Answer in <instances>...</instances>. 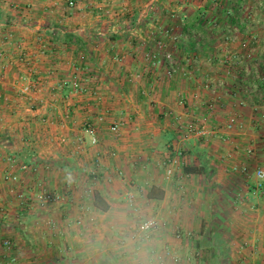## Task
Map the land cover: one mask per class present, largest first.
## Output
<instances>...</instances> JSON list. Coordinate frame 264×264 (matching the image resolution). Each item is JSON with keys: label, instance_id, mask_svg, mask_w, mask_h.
<instances>
[{"label": "crops", "instance_id": "crops-1", "mask_svg": "<svg viewBox=\"0 0 264 264\" xmlns=\"http://www.w3.org/2000/svg\"><path fill=\"white\" fill-rule=\"evenodd\" d=\"M61 2L0 0V90L16 85L19 78L47 83L42 71L50 68V57L36 60L32 55L40 57L41 44L51 33L61 39L60 44L45 45L50 55L80 52L65 45L66 37L86 42L87 53L100 57L99 64L112 79L95 77L85 82L99 87L110 84L119 92L116 99L108 98L106 91L70 99V111L78 121L74 125L92 121L96 126L99 143L94 147L104 158V174L90 180L72 173L55 175L47 177L45 184L37 176L18 174L14 164L8 167L9 173L0 174V264H178L190 261V250L204 244L226 247L230 253L225 256L234 259L252 256L264 262V181L257 177L264 170V94H257L264 86V12L257 15L251 6L254 2L264 7V0H80L69 13H64ZM139 2L150 13L130 17V22L148 25L153 20L167 29L120 32L117 25L124 23L123 12L142 6ZM177 6L183 13H169ZM159 7L164 9L157 15ZM93 8L99 11L92 15ZM97 21L103 25L94 33L91 28ZM50 22L72 24L69 35L57 31L58 26L47 29ZM105 22H111L108 31ZM232 38L241 40V46L230 44ZM211 39L221 42L212 46ZM225 51L231 60H238L236 68H223L221 60L209 58ZM111 55L122 58L110 61ZM207 66L217 69L201 74ZM239 68L244 72L237 74ZM5 98L9 107L0 100L6 106L0 108L6 114L27 115L26 104H16L14 96ZM214 101V111H205L204 103ZM45 104H35L38 113L42 108V116L49 110ZM193 117L207 119V134L183 138ZM232 118L237 125L228 130ZM110 124L118 126V133L111 131ZM8 150L23 164L32 149L14 143ZM111 152L107 158L105 154ZM178 153L180 164L168 177L167 161ZM186 167L198 172L186 173ZM12 174L19 176L18 181ZM42 182L45 189L57 188L58 197L57 204L44 206L43 211L31 207L36 194L45 190ZM152 188L162 196L149 198ZM95 193L103 197L108 210L95 206ZM140 218L156 220L159 232L149 243L128 240L129 247H121L120 235L133 232ZM235 228L246 232V241L258 247V255L237 249L238 239L230 236ZM176 230L199 236L178 240ZM211 230L218 239H206ZM45 233L53 235V242L44 239ZM43 241L57 246L47 253L40 249ZM220 250L213 254L217 261L224 255Z\"/></svg>", "mask_w": 264, "mask_h": 264}, {"label": "rangeland", "instance_id": "rangeland-1", "mask_svg": "<svg viewBox=\"0 0 264 264\" xmlns=\"http://www.w3.org/2000/svg\"><path fill=\"white\" fill-rule=\"evenodd\" d=\"M61 1H62L61 3L64 6V11H66L64 13L72 12L74 9L78 7L80 3V0H74L75 4L74 6L71 7L68 4L67 0H61ZM134 1H137V0H131V2H134ZM139 1L143 2L144 0H139ZM180 1L181 0H177L178 3H181ZM139 3L142 6L136 5L137 8H134V10L123 12L125 16L126 15H130V16H128L129 17L128 20L125 16H123L122 22L124 23H118L117 29L120 32L121 31H133V30H139V29H141L142 31H151L155 29H158V30L167 29L166 24L165 25H162V23L157 24L153 20H151L152 22L148 23V25L144 22H137V24L134 22H130V20L135 19V17L139 16L140 14H143L145 16L150 13L149 9L144 7V3H141V2ZM251 6H253L252 9L257 15H261L264 12V7H261L258 4L254 5V2L253 4H251ZM30 8L32 9V7ZM197 8L198 6H196V9ZM162 9L164 8L159 7V9L155 13H157L158 15L160 11H163ZM175 9H176L175 12L169 11V13L173 15H180L181 13H183V10H181L179 6L175 7ZM249 9L252 10L251 8ZM92 10H93L91 11L92 15L94 13L96 14V12L99 11V9L97 8H93ZM208 10H209V13L211 14L214 13L213 8H210ZM12 11L16 14V9L12 8ZM151 11L153 12L152 15L154 16V10H151ZM7 12L9 11L8 10L2 11V13H7ZM162 13L164 12H161L160 15H162ZM130 17H134V18L131 19ZM101 23L102 22L97 21L94 24H92V27H93L91 28L92 32L98 33L99 32L98 29H100V25H103ZM110 23L111 22H105L104 27L106 28L105 29L106 31L110 29V27L108 26L110 25ZM22 25H24L23 22H22ZM26 26L27 25H25V27ZM55 26L56 27L58 26L57 31H59L61 34L66 33V35H69L68 32L71 29L70 26H72V24L63 22V23H58L57 25H55L53 24V22H50L49 24L47 23L46 28L50 29ZM212 26H214V24ZM212 26L211 27L208 26L207 27L208 30L209 29L213 30L214 27ZM114 27H116V25ZM238 29L239 31H236L237 35L241 33L240 27H238ZM197 30H199V28H197ZM210 33L213 34V31ZM52 34L53 33L50 34L51 35L50 37L46 38L45 45L46 44L53 45V43L60 44L59 41L61 38L52 36ZM15 38H13V40H15ZM93 40H95V38ZM82 41H83L82 39L76 38L75 36L71 38L66 37L64 39L65 45L72 46L78 49L80 52L78 54L61 53L59 55H57V53H54V51L52 55H50V53L47 54L49 50L45 48L46 46L42 42H39V44L41 43L43 44V45L41 44V47L43 48L40 51L41 52L40 57H38L39 54L38 55L35 54L32 56L35 57L36 60L42 57H46V56L50 57V61L52 62L50 64V68H47V70L42 71V72H45L43 76H46L45 81H47V83L42 84L41 83L42 80L40 82H37V81H33V79L31 81H28V80L19 78V79H16V82H17L16 85L5 87L3 88V90L2 89L0 90L2 91L0 92V100H5L7 107H9L10 103H9V99L7 100L5 96L6 97L14 96L15 97L14 100L16 101V104L18 103L19 105V104L24 103V105L26 104V107H28L27 115H17L15 116V118L11 117L9 114H6L7 112L5 113V108H0V161H1L0 174L6 175L7 173H9L8 170L6 171V169H8V167L12 169V167H14L13 166L14 164L15 165L14 168L17 169L18 174L25 175L26 177L27 176L28 177L37 176L41 180H43L45 184H47V181H46L47 177L52 178L55 175L56 176L57 175L68 176L72 173V175L74 176L76 175L80 176V179H83V180H85L86 177L88 180H90L93 177H96L99 179L100 177L103 176L104 170H103V167H101L102 166L101 160L104 158H102V155H99L100 152H97V151L95 152V147H94L98 145L99 143V137L97 135L96 126L94 125L92 121L81 123L79 125L80 127L77 125H74V123H78V121L76 122V119H74L73 117L74 114L71 113L70 111V108H71L70 99H72L71 97L75 95H83V96L89 95V97H91L90 95L95 96V94L100 95L104 91L108 93L109 95L108 98H111V96L115 98L116 97L115 95L119 94V92H118L117 87L110 85V84L109 86L99 87L96 83L93 85L86 83L88 80H90L91 78H95V77L106 79V80L107 78L105 77L107 76L109 79H112V78L109 77L108 72H106V70H104V68L99 64V62H101L98 60L100 59V57L87 53L85 49V45L87 44L84 41L82 43ZM95 41H98V40L96 39ZM218 41L221 42V39ZM218 41L216 39L215 40L211 39L210 43L212 46H214L213 42L216 43ZM18 43L19 42H16L13 44H18ZM36 43L38 44V42ZM229 43L233 44L234 46L237 45L238 43V45L241 46V40L239 39L235 40L232 38L230 39ZM225 44L227 43L225 42L224 45ZM71 55L74 56L73 60H71L70 58ZM211 55H212L211 56L212 58L211 57L209 58L212 60H215V62H219L218 60H221L220 66L222 65L223 68H225L226 66L228 67V65H230L229 69L236 68V65H234V62H238V60H235L233 58L231 60V55L228 54V51H225L224 53L219 52L218 54H211ZM12 56L15 57V54H13ZM237 56H239V54ZM112 58L114 60L119 61L120 58H122V55L121 56L111 55L110 61H112ZM41 60L43 61V63L47 62L46 60H43V59ZM55 64L57 65V67L55 66ZM220 66L218 67L221 68ZM207 69H206L207 71H202V72L200 71V73L201 74L202 73L211 74L212 71L215 72V69H217V67L207 66ZM236 70H237L236 71L237 74L244 72V69L241 70V68L236 69ZM9 73H12V71H9ZM34 75H38V74L34 73ZM62 79H63V82H62ZM257 94L262 97V95L264 94V86H263V92L258 91ZM42 101L46 102L45 108L49 109L48 112H46L44 116H42L43 114H41L42 108L39 109L40 111L39 113L35 109L36 108L35 104L38 102H42ZM5 102H1L0 107H3V106L6 107ZM214 106H216L215 101L212 103L206 102L204 103V106L202 107L205 108V111L212 112L215 109ZM34 111H36L37 114ZM210 115L212 116L213 114L210 113ZM191 119L192 120L188 121L187 123L198 122V119L196 117H193ZM232 119H235V118H232ZM21 123L22 125H19ZM15 125H17V127ZM115 125L116 124L111 126L110 124L109 128ZM236 125H237V121L235 122L234 126ZM234 126L229 128V126L227 125V128H229L228 130H230L234 128ZM76 128H78L77 132L76 130H74ZM90 129H93L95 131V134L97 135V142L95 144L92 141V135L89 133ZM183 134H185V132H183ZM227 137H224L225 139H222L221 137L220 139L225 143L230 142L227 139ZM14 143L18 145H25V147H29L32 149L31 152L28 151L29 157L27 159L29 160H23L24 161L23 164L21 163V160L19 161L18 156L16 157L15 155H13L14 152H11L10 150H8V148L12 146ZM111 154L112 152L107 153L105 155L108 158V157H111ZM13 161H16V162L13 163ZM6 163L12 166L11 167L6 166L5 165ZM166 170H167V167H166ZM17 173H14V174H17ZM14 174H12L11 177L13 178L14 181L15 180L18 181L19 176L14 175ZM40 185L42 186L43 189H45V187H43L44 186L43 182ZM48 187L49 186L46 185V188ZM41 191L42 192H39L36 194V201L34 202L30 201L31 204L33 202V206L31 207H34V209L40 208L38 210H41L44 206L57 204V201H58L57 188L53 190L45 189ZM46 195L51 197L49 201L43 202L41 199H39L40 196H46ZM1 204L4 205L3 202H1ZM2 207L3 206H0V209H3ZM146 220H153L157 223V221L152 218L151 219L140 218L137 221V225H139L141 222L146 221ZM51 221L52 220H50V222ZM45 222L47 223L46 220ZM78 224H80V221L78 222ZM159 227H160V224H157L156 231L152 234V236H150L149 240L144 241L145 244L149 243L153 239L155 234L159 232ZM136 231L137 230L135 228V230L131 232L130 234H128V232H122L123 235L122 236L120 235L121 239L119 241V244L121 245V247H129L127 246L128 240L132 241L135 244L139 243L138 241L133 240V235H135ZM230 231L231 233H233V235H230V236H233V238L238 239V242L240 243V245L237 246V249L239 250L243 249L244 251H247L246 253L248 254L252 252L251 254L255 253L258 255L259 253L258 247H251V243H249V240L246 241L248 237L246 236L245 231L240 230L239 228L238 229L235 228L234 230H230ZM222 233L225 234L227 232H222ZM173 234L178 240H181L184 237H186V239H189V240L191 238L193 240H196V237L199 236V234L196 232L193 234L188 233L187 235H185V232L177 231V230ZM227 234L228 236L226 238H229V233ZM205 237L206 239L207 238H210L213 240L218 239L216 236L213 235V230L207 231V233L205 234ZM47 238L51 239L53 238V235L45 233L44 239L47 240ZM50 241L53 242L52 239ZM7 243H10V242L6 241L5 246L11 248L10 247L11 243L10 245H6ZM56 246H57V243L47 245L45 241L43 246H41L40 249H44L48 253L49 249L53 250L55 249ZM219 250L220 249H218L217 246L214 247L210 244L208 245L204 244L199 249L193 247L192 250H190L189 252V256L191 257L190 261L183 262L181 260L180 262H176V263L178 264H264L262 260L258 258L253 259L252 256L246 257L244 253H242L241 255L246 257V259L244 258L234 259L228 255L225 256L227 253L228 254L230 253V250L229 249L227 250L226 247L221 248L220 252L222 253V255L223 254L224 255L221 260L217 261L216 259L213 258V254H215V252L218 253ZM257 255H255V257H257Z\"/></svg>", "mask_w": 264, "mask_h": 264}, {"label": "built area", "instance_id": "built-area-1", "mask_svg": "<svg viewBox=\"0 0 264 264\" xmlns=\"http://www.w3.org/2000/svg\"><path fill=\"white\" fill-rule=\"evenodd\" d=\"M68 4L72 7L74 6V0H67ZM236 122V119H231L228 123L229 128L233 127ZM207 125V119L198 120V122H190L185 125V134L183 138H191V137H200L207 134L206 130ZM112 132L117 133L118 132V126L115 125L111 129ZM89 133L92 135V141L95 144L97 142V135L95 134V131L93 129L89 130ZM176 156V157H175ZM182 158L181 153H178V155H174L173 157L169 158L167 163V170L166 174L168 177H173L175 174V170L179 166L178 159ZM257 177L264 181V170H260L257 173ZM39 199H41L43 202H47L51 199L50 196H40ZM133 200V197H130V201ZM157 229V223L153 220H146L141 222L136 227L135 235H133V240L138 241L139 243H144V241L149 240L150 236L156 231ZM180 237V236H178ZM6 245H10V243H7Z\"/></svg>", "mask_w": 264, "mask_h": 264}, {"label": "trees", "instance_id": "trees-1", "mask_svg": "<svg viewBox=\"0 0 264 264\" xmlns=\"http://www.w3.org/2000/svg\"><path fill=\"white\" fill-rule=\"evenodd\" d=\"M186 173H196L198 170L194 167H186L185 168ZM155 188H152L150 193H149V198H155V197H161L162 195L160 193H156ZM95 206L99 208L100 210L106 211L108 210L109 206L103 199V197L99 193H95Z\"/></svg>", "mask_w": 264, "mask_h": 264}]
</instances>
